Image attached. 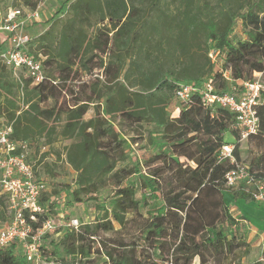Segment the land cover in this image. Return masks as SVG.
I'll return each mask as SVG.
<instances>
[{"label": "trees", "instance_id": "1", "mask_svg": "<svg viewBox=\"0 0 264 264\" xmlns=\"http://www.w3.org/2000/svg\"><path fill=\"white\" fill-rule=\"evenodd\" d=\"M37 1L25 0L21 7L35 8ZM61 8L70 19L60 34L46 31L28 46L47 49L44 82L19 83L0 60V116L11 125L12 139L31 143L46 137L51 144L54 123H63L57 134L71 141L67 161L76 172L67 204L97 201L101 191L113 190L107 207H99L102 218L77 231L65 229L54 252L61 247L65 257L89 264H242L249 247L224 192L234 200L253 199L226 187L225 175L234 165L220 157L230 133L235 161L241 163L235 116L204 105L198 94L179 103L176 116L167 108L180 84L201 87L211 79L216 91L227 93L255 73L264 80V0H65ZM237 21L244 38L233 42ZM93 22L98 26L94 43L87 42ZM211 49L224 57L217 71L208 58ZM88 51L109 56L98 66L108 86L99 92L92 84L95 97H74L70 105L65 84L76 60ZM52 59L59 62L57 77L48 67ZM225 71L234 86L223 78ZM90 105L94 116L84 120ZM257 116L258 131L247 138L249 144H264V102ZM143 124L151 126L149 143L160 136L171 152L160 150L144 164L123 165L129 159L124 128ZM248 169L264 183V154L250 158ZM52 200L49 192L41 195L43 212L30 222L34 229L50 218ZM151 204L156 206L146 217L139 213ZM8 220L7 198L0 193V221ZM0 264L31 263L11 246L0 249Z\"/></svg>", "mask_w": 264, "mask_h": 264}, {"label": "rangeland", "instance_id": "2", "mask_svg": "<svg viewBox=\"0 0 264 264\" xmlns=\"http://www.w3.org/2000/svg\"><path fill=\"white\" fill-rule=\"evenodd\" d=\"M25 0H0V20L4 17L6 11L12 7L21 9ZM65 0H50L42 8V12H45L38 22L26 24L25 31L29 35L31 41H35L43 35L46 31H50L54 37H57L62 31V24L66 23L70 16L66 12V9H60L61 2ZM97 27L94 22L91 26L87 27L88 40L94 43V37L97 33ZM101 27V26H100ZM111 37V34L109 35ZM0 37H4L0 34ZM244 36L241 30V22L237 21L234 32L231 35L233 42L243 39ZM102 37H100V40ZM6 40V39H5ZM6 44V43H5ZM94 45V44H93ZM31 46V45H30ZM7 47V46H5ZM32 52L38 53L41 59L46 61L47 49L40 47L37 43L28 49ZM198 54H201L200 52ZM109 56L101 53L100 51H88L76 60V64L72 67L70 73V80L66 82V90L69 93L68 97L64 98L70 105L73 103L74 97L84 98L86 96L95 97L96 94L91 91V85L96 84L97 91L101 92L105 89L106 79L102 75V71L98 69L101 61L108 62ZM224 57L220 56L219 60L214 65V70H219L223 64ZM52 64L49 65L50 74L54 77L59 76L60 68L58 60L52 59ZM254 76V75H253ZM98 80V81H97ZM240 84V83H239ZM238 84V85H239ZM230 86H234L233 82H229ZM108 86V85H107ZM63 99H60L62 102ZM179 102L175 99L171 102L167 111L172 117L177 114V106ZM94 116L92 105H90L87 114L84 116V120H88ZM7 121L3 116H0V128L5 126ZM117 123V120H116ZM63 123L57 121L53 126L56 127V133H52L54 140L51 144L46 143V137L33 139V142L29 146L28 160L31 164L35 176L38 180L42 181L46 186V192H49L53 200L56 201L50 213V220L56 227L54 233L42 241V249L40 253V260L37 264H89L85 261L77 263V261L65 257L62 253L61 247L57 249V253L54 252V245L58 244L62 238L63 231L68 228L73 222L78 223V228L93 224L102 218V211L99 207H107V201L111 197L113 190H103L97 195V201L86 200L79 204L69 206L68 194L71 189L75 188L76 172L68 164L67 161V148L71 141L63 138L57 133L61 130ZM151 126L143 124L140 128L130 129L124 128L128 145L126 152L129 155V159L123 165H131L139 162L144 164L150 157L157 155L160 150L170 153V144L167 140L160 136H153L152 143H149L148 131ZM50 135H47V138ZM230 136L225 135V142L229 143ZM251 144V145H250ZM248 143L243 141L239 144V155L241 163L249 166L250 158L254 157L260 152L264 154V144L257 142ZM135 177L128 181V184L133 183ZM141 191H137V198H140ZM224 200L230 209L231 214L238 221L239 235L243 237L249 247L248 254L242 258V264H264V205L255 201L234 200L233 196L224 192ZM156 204H151L147 208L140 207L139 213L144 217L147 216L148 209L155 208ZM132 215L127 216V218ZM6 222L0 221V229L5 226ZM17 247V246H16ZM16 253H22L17 247ZM96 259V258H95ZM96 261V260H95ZM97 262L102 263L101 260ZM198 264V261H195Z\"/></svg>", "mask_w": 264, "mask_h": 264}, {"label": "built area", "instance_id": "3", "mask_svg": "<svg viewBox=\"0 0 264 264\" xmlns=\"http://www.w3.org/2000/svg\"><path fill=\"white\" fill-rule=\"evenodd\" d=\"M48 1L38 0L32 9L9 8L0 20V34L5 36L7 46L0 52V60L19 83L22 79H28L31 86H35L47 79L44 60L40 57L37 59L28 50L31 39L25 28L26 24L40 20L42 8ZM220 56L217 49H211L208 53L212 65ZM222 75L225 81L232 82L228 71ZM194 94L201 97L204 105L217 106L234 114V128L239 131L240 140L257 133V108L264 102V80L261 74L255 73L252 80L243 82L241 87L227 93L216 91L211 79L204 81L201 87L180 84L175 92V100L187 104ZM29 146L30 143L12 139L11 125L0 128V193L7 198L9 212V220L0 229V249L18 247L31 264H37L43 237L54 233L56 227L50 219L35 229L30 223L36 222L37 215L43 212L40 198L46 192V186L36 178L29 163ZM232 151L233 146L226 145L220 152L222 159L234 165L225 175L226 187L243 191L253 201L264 205V183L250 174L248 166L237 163ZM67 229L77 231L78 223L72 222Z\"/></svg>", "mask_w": 264, "mask_h": 264}, {"label": "crops", "instance_id": "4", "mask_svg": "<svg viewBox=\"0 0 264 264\" xmlns=\"http://www.w3.org/2000/svg\"><path fill=\"white\" fill-rule=\"evenodd\" d=\"M44 14H45V12H42L41 17H42V16L44 17ZM4 40H5V36H4V37H0V43H2ZM5 46H6V44H5ZM5 46H4V47H5ZM226 134H228V136H230V138L228 139V140L230 141V142L228 143V146L231 147L232 144L234 143V138H233V136H232L230 133H226ZM226 134H225V135H226ZM224 141H225V136H224ZM243 141H247V142H248L247 139H243V140H240L239 144H240L241 142H243Z\"/></svg>", "mask_w": 264, "mask_h": 264}]
</instances>
